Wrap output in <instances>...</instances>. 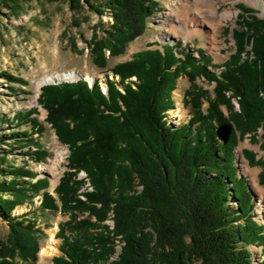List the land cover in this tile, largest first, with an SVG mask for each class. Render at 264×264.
<instances>
[{
  "label": "trees",
  "instance_id": "trees-1",
  "mask_svg": "<svg viewBox=\"0 0 264 264\" xmlns=\"http://www.w3.org/2000/svg\"><path fill=\"white\" fill-rule=\"evenodd\" d=\"M66 1L72 9L87 7L99 14L111 9L113 23L91 43L100 66L106 64L105 49L111 56L124 54L144 33L157 5L155 0ZM239 8L241 27L231 30L236 49L219 75L208 70L209 57L199 61L203 50L197 59L178 51V45L165 44L113 66L119 81L107 75L106 93L99 78L91 86L78 79L41 87L46 121L70 150L68 170L55 196L46 178L9 166L0 151V218L9 225L7 238L0 240V264L37 260L43 229L27 218L28 212L14 213L18 206L34 205L37 197L40 210L69 214L59 223L60 254L52 264H264V256L257 263L250 249L256 245L264 251V224L253 218V195L239 175L234 151L244 134L264 127V15L248 16L250 8ZM190 59L199 62L195 68ZM199 74L216 83V96L204 112V92H189L195 115L176 127L167 111L174 109L178 78ZM233 97H238L239 110H234ZM222 104L230 120L222 115ZM5 120L0 117V124ZM214 121H232L240 135L233 131L223 144ZM22 134L26 138L10 134L17 146L34 145L27 132ZM80 171L92 189L85 187ZM3 173L11 179L1 180ZM117 241L121 249L113 258Z\"/></svg>",
  "mask_w": 264,
  "mask_h": 264
},
{
  "label": "rangeland",
  "instance_id": "rangeland-1",
  "mask_svg": "<svg viewBox=\"0 0 264 264\" xmlns=\"http://www.w3.org/2000/svg\"><path fill=\"white\" fill-rule=\"evenodd\" d=\"M155 1L156 8L147 21L144 33L129 43L124 54L111 56L110 51L105 49L104 66L95 63L91 43L103 36V31L113 23L111 9L106 8L102 14L87 7L72 9L66 0L0 2V117L6 119L0 124V137L3 136L0 140V151L7 154L9 166L24 167L35 172L37 178H46L49 181L48 190L57 196L54 188L64 171L68 170L70 150L67 144L59 140L55 129L46 121L47 111L39 103L41 87L45 85L46 82L43 80L47 75L75 71L77 73L75 77L63 78L62 82H72L83 76L90 84L95 77L100 79L102 91L104 88L107 90L103 82L107 75L119 81V77H115L110 70L113 66L131 60L139 51L162 49L165 44L178 45L180 47L178 51H189L197 59L199 55L197 51L203 50L199 61L207 62L209 57L211 63L208 70L219 75L222 66L236 49L231 30L241 27L237 24L238 16L242 12L239 5L244 4L252 10L245 12L248 16L261 18L264 15V0ZM227 28H230L229 32ZM190 61L193 68L199 63L193 59ZM87 76H91L92 79L89 80ZM132 79L136 77L133 76ZM215 85V82L208 81L201 74L195 78L180 76L177 88L173 92L174 109L167 111L170 122L179 127L193 118L195 110L191 103V95L187 96L191 91L204 92L201 108L207 112L210 99L216 96ZM118 87L123 89L121 85ZM232 101L234 110H239L238 97H233ZM220 111L230 120V111L225 105L220 106ZM19 114L25 119L18 121ZM225 122L233 125L232 132L236 130V125L232 121L222 123ZM213 123L216 129L222 124L216 121ZM197 125L198 123L192 126V130H195ZM15 132L22 138H26L22 133L27 132L29 137L34 139L32 143L35 146L31 143L17 146L15 138L10 136ZM235 132L240 135L237 130ZM234 151L239 175L245 178L247 182L245 184L253 195L254 207L251 212L253 218L264 224V180L260 176L263 171L261 163L264 164V127H259L254 134L250 132L244 134L238 140ZM59 152H64V158L59 166L60 174L55 178L51 172L43 168ZM11 177L12 175L3 173L1 180L7 181ZM79 178H85V187H88L87 184L90 186L84 171H80ZM25 179L29 180L28 177ZM141 188L142 186L139 187ZM39 203L37 197L34 205L26 203L14 210L15 214L28 212L27 218L35 219L44 232L39 241L37 260L34 263L27 261L25 264H52L53 257L60 254L61 239L57 237L59 223L69 219V214L61 211L40 210ZM107 223L113 228L112 219H108ZM52 229L57 251L42 258L40 250L49 244V230ZM8 233L9 225L0 218V240L6 239ZM117 242L119 244V241ZM120 246L121 244L116 246L118 251L113 258L118 255ZM250 249L258 263L259 257L264 256L262 247L251 245Z\"/></svg>",
  "mask_w": 264,
  "mask_h": 264
},
{
  "label": "bare ground",
  "instance_id": "bare-ground-1",
  "mask_svg": "<svg viewBox=\"0 0 264 264\" xmlns=\"http://www.w3.org/2000/svg\"><path fill=\"white\" fill-rule=\"evenodd\" d=\"M228 17H230V15H228ZM76 75H77V73L75 71H67V72L64 71V72H60V73L47 75L43 81L44 82H52L56 79L73 78ZM87 78L89 80L92 79L91 76H87ZM103 91L106 93L107 90L104 88ZM63 158H64V152L57 153V155L54 158H52L49 161L48 165L45 166L43 169L51 172L55 178H58V176L60 174L59 173V166L61 165ZM87 185H88L89 189H92V187L89 186V184H87ZM82 198H84V197L82 196ZM49 232H50L49 244L46 246H43L40 250V254H41L42 258H44L45 256L52 255L53 253H55V251H57V243H56V240H55L54 235H53L54 229L49 230Z\"/></svg>",
  "mask_w": 264,
  "mask_h": 264
},
{
  "label": "water",
  "instance_id": "water-1",
  "mask_svg": "<svg viewBox=\"0 0 264 264\" xmlns=\"http://www.w3.org/2000/svg\"><path fill=\"white\" fill-rule=\"evenodd\" d=\"M80 78L85 79L83 76H80ZM60 82H62V79H58L57 81H53V82H46L44 84L45 85L51 84V83L56 84ZM232 129H233V125L231 123H228V122L222 123L216 129L217 138L220 141H222L223 144H226L230 139Z\"/></svg>",
  "mask_w": 264,
  "mask_h": 264
}]
</instances>
